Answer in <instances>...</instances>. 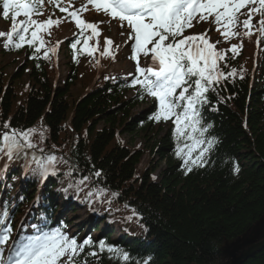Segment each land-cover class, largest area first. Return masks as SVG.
<instances>
[{
	"label": "trees",
	"instance_id": "obj_1",
	"mask_svg": "<svg viewBox=\"0 0 264 264\" xmlns=\"http://www.w3.org/2000/svg\"><path fill=\"white\" fill-rule=\"evenodd\" d=\"M28 56L9 74L0 69V124L11 121L13 127L34 129L39 123L48 130L43 141L41 133L34 134L33 143L57 156L58 172L51 178L67 193L85 198L97 188L119 193L113 197L101 189L99 198L88 200L122 230L146 233L142 247L137 240L128 247L119 245L130 253L128 264H142L145 259L149 264H217L226 243L264 219V48L259 71L250 77L247 64L244 79L221 90V95L230 97L226 103L205 112L206 121L214 126L210 133L220 143L206 167L187 175L174 154L172 123L155 125L149 119L154 100L139 99L125 77L96 83L72 97L76 65L68 62L70 71L53 84L45 60ZM244 62L245 58L241 63L237 58L230 64ZM210 96L215 102V95ZM122 135L129 144L139 138L141 145L124 144ZM145 155L147 166L137 171ZM237 163L238 174L233 171ZM72 168L75 174H69ZM95 169L102 170L101 177L92 175ZM83 176L94 185L86 181L78 191ZM89 259L96 264H125L107 252ZM241 264H264V246Z\"/></svg>",
	"mask_w": 264,
	"mask_h": 264
},
{
	"label": "snow or ice",
	"instance_id": "obj_2",
	"mask_svg": "<svg viewBox=\"0 0 264 264\" xmlns=\"http://www.w3.org/2000/svg\"><path fill=\"white\" fill-rule=\"evenodd\" d=\"M47 4L62 16L53 18L55 13H51L41 19L45 14V0H0V18L9 22L6 30H0V48L6 51L27 48L31 50L29 59L50 60L58 53L62 41L52 44L46 37L51 36L54 27L69 22L77 29L70 44L73 60L78 61V56L85 54L99 65L96 53L115 60L120 46L111 37H104L102 50L99 46L101 25L106 21L83 18L91 5L97 14L108 17L107 23H117L121 37H127L124 44L130 47V53L125 55L134 62L135 69L126 74L125 83L137 89L139 99L145 96L154 99L156 107L150 120L171 121L176 140L174 154L181 161L184 174L206 167L220 141L210 133L214 126L206 121L205 112L216 111L219 104L226 103L230 97L221 95V90H227L229 82L244 79L243 68L230 64L242 55L244 40H251L255 35L257 47L264 42V0H86L79 7L71 0L67 5L62 0H47ZM205 23L209 27L204 31L190 32L197 24ZM211 25H215L218 33L214 42L209 35ZM93 38H96L95 44L90 43ZM233 40L239 42L232 43ZM220 44L228 47H218ZM141 58H150V63L142 66ZM111 78L105 76V79ZM210 94L215 95V102ZM34 132L33 128H18L11 121L3 122L0 153L7 162L23 157L25 167L35 164L34 175L46 180L57 174L56 164L60 161L33 143ZM44 139L41 132V140ZM0 167L8 168L9 163L0 162ZM75 171L72 168L69 174ZM233 171L239 173L238 163ZM92 175L99 178L102 170L95 169ZM89 179L83 176L77 182V190H82L79 185ZM101 191L99 188L89 191L86 199L99 198ZM111 195L118 197L119 193ZM12 211L4 207L0 218L3 225L0 227V264H91L89 258L97 259L104 252L125 264L131 259L128 251L105 239L94 241L91 236L78 239L69 233L66 225L50 228L45 221L43 226L30 225L33 234L14 232L9 220ZM142 264H149V260H143Z\"/></svg>",
	"mask_w": 264,
	"mask_h": 264
},
{
	"label": "rangeland",
	"instance_id": "obj_3",
	"mask_svg": "<svg viewBox=\"0 0 264 264\" xmlns=\"http://www.w3.org/2000/svg\"><path fill=\"white\" fill-rule=\"evenodd\" d=\"M81 1L79 0H75L74 5L77 7L78 4H80ZM90 21H98L100 20V18H98L97 16H93L90 17L89 19ZM208 27V24H199L195 27V29L192 31L193 33H198V32H202L204 31L205 28ZM102 35L99 38V41H103L104 37H111L115 42H120V41H125L127 39L126 36L121 37L119 35L120 29L118 27H116V25H114L113 23L109 24V25H105L102 28ZM0 30H6V24L0 22ZM68 30L65 29L64 33H67ZM219 47V46H218ZM55 60H59L60 56L59 53H57L56 55H54ZM22 58V57H21ZM145 62H148V60H145ZM18 63H20V58L16 57V55L7 53L6 55H0V69H3V71L6 74H9L12 72V69L15 65H17ZM67 67L63 64V61H61L59 70H57V75L55 76V82H59L63 79L64 74L66 73ZM118 71H123V72H131V64L129 63V61L125 62V61H119V60H111L108 65H107V70L106 72L110 73V74H114ZM51 76V75H49ZM84 75L81 74L79 75L78 79L75 81L72 89H71V95L72 97H74V94L77 95L79 93L82 92L83 87L85 86L86 83H84L83 81ZM53 82V80H52ZM137 108H135L134 110H137ZM9 110H12V108H9ZM162 132V131H161ZM122 139L124 144L126 145H132V146H139L141 145V141L139 140V138H135V140L133 141V143L129 144L128 143V139L127 136L122 135ZM85 141H88V139L86 137H84ZM148 158L145 156L142 157L139 165L137 166V171H140L144 168V166H147V160ZM154 176L156 175V172L153 174ZM261 226V230L264 231V219L262 220V225ZM71 229V228H70ZM223 248V247H222ZM224 249V248H223ZM222 252L221 251V255L220 258L221 260H225L226 263H228V260H230V258L232 257V255H237L238 253H240V250L238 249L237 251L234 249H231L230 254H228L227 256H222Z\"/></svg>",
	"mask_w": 264,
	"mask_h": 264
},
{
	"label": "water",
	"instance_id": "obj_4",
	"mask_svg": "<svg viewBox=\"0 0 264 264\" xmlns=\"http://www.w3.org/2000/svg\"><path fill=\"white\" fill-rule=\"evenodd\" d=\"M249 235L243 234L240 237H237L231 243L227 244L222 252V256H227L230 254L231 249L241 250L237 255H232L228 263L224 264H241L248 256L254 254L261 247L264 246V239L255 242V238H247ZM246 246L245 249L243 247Z\"/></svg>",
	"mask_w": 264,
	"mask_h": 264
},
{
	"label": "bare ground",
	"instance_id": "obj_5",
	"mask_svg": "<svg viewBox=\"0 0 264 264\" xmlns=\"http://www.w3.org/2000/svg\"><path fill=\"white\" fill-rule=\"evenodd\" d=\"M133 245V244H132ZM134 246V245H133Z\"/></svg>",
	"mask_w": 264,
	"mask_h": 264
}]
</instances>
